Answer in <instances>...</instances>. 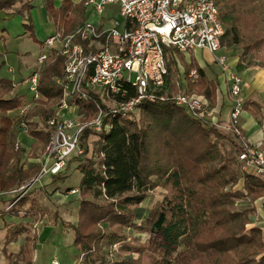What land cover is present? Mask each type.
I'll return each mask as SVG.
<instances>
[{
	"label": "trees",
	"instance_id": "trees-1",
	"mask_svg": "<svg viewBox=\"0 0 264 264\" xmlns=\"http://www.w3.org/2000/svg\"><path fill=\"white\" fill-rule=\"evenodd\" d=\"M53 1L48 0L49 12L55 20L60 19L58 27L65 25L64 32L70 34L75 20H83L84 0L78 5L63 0L59 10L55 9ZM216 2L226 27L223 46H240L243 56L260 53L264 49L261 17L264 0ZM33 9V0H0V11L3 12L26 17ZM71 14L75 16L73 22L69 19ZM25 28L34 31L28 18H25ZM166 59L168 82L173 85L176 62L169 49ZM184 64L186 74L194 70L199 74V82L192 85L194 91L200 94L207 87L213 92L218 88L217 79L209 80L194 58L190 65ZM248 67L256 66L250 63ZM63 70L64 58L51 52L40 73L39 92L48 102L55 103L50 110L37 107L31 113L24 106L39 102L34 99L26 102V98L19 95L9 97L16 86L13 87V81L0 79V191L8 192L15 186H22L24 181L39 173L37 166L29 170L21 167L26 150L13 147L14 125L29 124L31 117H40L43 123L54 117L64 94V87L57 83ZM100 100L95 97L78 105L86 109L91 119L97 113L96 103ZM250 106L255 107L254 112ZM244 108L255 118L261 114V107L253 102L245 103ZM139 111V118L107 117L108 132H85L82 137L85 153L75 157L78 161L85 160L78 165L81 183L78 189H69L80 193L77 223L64 221L58 211L53 216L55 222L60 220L64 229L73 232V244L87 258L86 263L91 264L90 257L95 255L100 264H148L145 262L148 254L151 264H171L169 254L182 249V264H264L262 229L246 230V225L253 224L250 213L234 209L236 200L244 198L245 194L253 200L264 197V178L241 170L240 138L245 132L238 129L224 133L170 102H144ZM13 113L17 115L12 116ZM30 135L43 145L51 137V133L41 129H34ZM92 136L98 137V141L89 157L88 141ZM224 141L232 146L233 157L221 153L219 143ZM239 181L242 185L238 191L228 190ZM160 187L166 192L164 200L146 211L142 204L149 192ZM33 192L6 213L20 219L45 217L47 213L39 209ZM127 229L159 235L162 243H148L140 248L129 243L120 245L130 240ZM26 232L20 224L8 232V240L13 242ZM119 248L121 252L137 250L138 259L130 256L121 261L110 260L108 255ZM24 254L31 255L27 261L34 264L32 240L19 257Z\"/></svg>",
	"mask_w": 264,
	"mask_h": 264
},
{
	"label": "built area",
	"instance_id": "built-area-1",
	"mask_svg": "<svg viewBox=\"0 0 264 264\" xmlns=\"http://www.w3.org/2000/svg\"><path fill=\"white\" fill-rule=\"evenodd\" d=\"M83 3L87 12L92 11L98 21H86L70 34L58 32L49 37L45 42L49 53L38 58L34 72L26 81L36 102H48L39 92L40 73L51 52L64 58L63 76L57 80L64 87V94L54 117L47 121L52 134L38 162L40 172L18 190L0 191V200L18 193L17 200L7 211L32 190L34 182L47 175H61L71 158L84 155L82 137L86 131L108 132L107 117L131 118L144 102H170L214 127L231 132L242 129L244 80L229 58L218 54L224 50L226 27L220 19L216 0H84ZM109 9H116V12L110 19L111 26L105 27ZM116 14L124 24L116 20ZM168 49L174 57L178 54L188 57L200 51L213 55L232 103L227 126L218 118V107L206 96L183 91L179 79L173 85L169 84ZM189 78L196 83L199 74L194 70ZM95 97L101 100L96 103V115L90 119L86 109L78 103H87ZM63 111L69 117L63 116ZM21 130L23 134L29 132L25 123H21ZM240 143L242 172L264 178V141L253 143L245 134ZM20 147L21 143L17 141L15 150ZM77 193L76 190L69 192L71 195ZM51 264L60 263L54 258Z\"/></svg>",
	"mask_w": 264,
	"mask_h": 264
},
{
	"label": "rangeland",
	"instance_id": "rangeland-1",
	"mask_svg": "<svg viewBox=\"0 0 264 264\" xmlns=\"http://www.w3.org/2000/svg\"><path fill=\"white\" fill-rule=\"evenodd\" d=\"M47 4H48V0H35L34 5L36 6V11L38 13L33 14L32 11L28 12L26 14V17L22 15L14 14L13 12L8 13V12L0 11L3 12L0 14L8 13L11 15L10 19H4L3 17H0V38L2 36L7 37L8 35L6 24H8L9 22L12 23L17 19L21 21L25 31H28L25 28V18L31 20L34 30L37 29L36 28L37 26L41 30H46L54 34L55 29L54 26L51 24V17L53 18L54 16L51 15L50 17L48 15L49 11L47 8ZM92 15L91 17H89L90 18L89 20H92L97 17L94 13ZM261 17L263 19L262 29L264 33V8H261ZM116 18L117 21L122 22V24H124V20L120 18L118 14H116ZM57 19L60 21L59 18ZM53 20L55 22L58 21L55 20L54 18ZM120 30H122V28ZM31 38H33V40H31ZM31 38L28 37V39L23 42L15 41V39H13L12 37L7 39H0V50L5 51V53L3 52V54L1 55L5 56L6 54L5 60L4 61L0 60V79H6L10 81L15 80L17 84V83H21L23 80L26 79L28 80L30 78V75L34 70L32 69L33 70L32 71L28 68L29 61L35 60L39 52L38 48H36V45L34 44V41L35 43L37 42L36 36H31ZM218 54L227 56L230 62L234 58L238 59L239 61L238 63H241L240 65L242 67H247L249 66L250 63H252L260 70L262 69L264 70V68H262L264 67V49L260 53L252 52L248 56H243V49L240 46H229L225 44L224 50L220 51ZM193 58L198 59L200 62H204L206 69L205 73L209 78V80L215 81L216 77L218 75H221V70L219 66L216 65L214 61L211 62L210 55L207 52H203V53L194 52L193 55H190L188 57L181 54H178L174 57L176 66H175V73L173 76V80L175 82L177 79H179V82L181 84V89L183 91L191 94L206 96L212 102V104L217 107L218 105L215 98L217 92L216 90H214L213 92L211 87H207L202 93L199 94L196 91H194L192 88L193 84H197L199 82L200 77L196 83H193L189 78L191 72L189 74H186L187 68L184 62L190 65ZM15 86L16 85H14L13 87ZM15 88H16V92L15 93L12 92L9 95V97H14L15 95H19V96H24V98H26V102L33 101L34 94L30 90V84L28 82L21 83L20 86ZM175 89L177 90L176 87ZM257 90L256 92L255 91L253 92V89L252 90L250 89L249 91L245 90L246 92L245 99L246 100L249 99V102L250 101L252 102L254 100L253 103L261 107L260 116L256 118L254 117V119L264 131V88L259 89L258 91ZM243 96H244V91L242 98ZM245 99H243L244 102ZM54 103L55 102L53 101L39 102L38 104L33 106L32 105L27 107L24 106V109L27 112L30 111V113L34 111V109L37 107L42 110H50L51 105L53 106ZM78 108L79 106L75 107L76 110ZM252 111L253 112L255 111L254 106H252ZM248 113L251 112L248 111ZM139 114L140 111H138L133 117L139 118ZM16 115H17L16 113L12 114V116H16ZM62 115L69 117V114L66 111H63ZM243 119H248V118L244 116ZM47 121L48 119L46 120V122ZM46 122L43 123L40 117H31V119L29 120V124L25 123L29 130L27 134L21 133L22 131L21 127H18L17 124L14 125L13 147L15 146V143L19 141L21 143V147L26 150L25 152L26 154L21 162V167H23L24 170H29L33 166L39 167V170L41 168L38 162L41 159L42 154L48 143L44 145L39 144L38 141L30 135V133L34 129L36 130L41 129L44 130L46 133L52 134V131L48 128ZM222 124L227 126L228 122H223ZM240 124H241V119H240ZM254 129L256 130V127L250 130L248 134L251 135L253 132H255ZM220 130L224 133H228L227 130H224L222 128H220ZM97 141H98V137L96 136H92L89 139L88 141V146L90 149L89 157L92 155V152L96 146ZM219 149L222 154H227L228 157L234 156L232 146L226 141L219 143ZM84 162L85 160L78 161L75 159V157H73L71 158V161L69 163L68 170L64 171L62 175L58 176L55 179L51 175L44 176L40 181L34 182V184L31 186L32 189L31 191H34L33 198L38 202L39 209L47 213L45 217L39 216L37 218H30V219H35L34 220L35 222H33L34 224H30L31 223L30 221L23 224L27 231L26 233L23 234V236L28 235L27 241L32 240V247L34 252L32 256L33 260L35 259L34 258L35 251L38 250V256H39L38 264H51L54 258L58 259L60 264H87L86 263L87 258L84 255H82L81 252L73 244L74 241L73 232L71 230L64 229L63 226L61 225L60 220L55 222L53 219L54 214L58 211L64 221L74 224L77 223V221L75 220V215L77 214L79 207L80 193L78 191L77 194L71 195L69 194L70 192L69 189L79 188L82 175L78 170V165ZM36 176L24 181L23 185L25 186L28 185L32 181V179H34ZM59 177H62V179ZM241 185L242 182L239 181L235 187L234 186L230 187L228 190L232 189V191L236 192L241 188ZM20 186L21 185L15 186L13 189L9 191L18 190ZM17 194L18 193L6 195L4 199L0 200V207L2 208L5 207L6 209H8L11 203L17 200L16 198ZM165 196H166V192L161 187L157 188L154 191L149 192L147 200L142 204V208H144L146 211H150L157 203L163 201ZM98 202L105 203L104 201L103 202L98 201ZM6 209L4 210L6 211ZM234 209L239 212L250 213V219H252L253 224L246 225V230H250L253 227H260L264 233V197H261L257 200H253V198L250 195L245 194L244 198L236 200ZM5 220H8V218H6ZM4 229H5L4 220L0 219V246H1L0 264H28L27 260L30 258L31 255L24 254L22 257H19V255L13 254L11 252V248H10L11 246H9L8 243L4 242L5 240V235L3 232ZM126 231L128 235H130V240L120 245L129 243L132 247L140 248L145 245H148V243L157 244V245H160L162 243L159 235L143 233L137 229H127ZM136 251L137 250H133V252H121L119 248V251H111L108 257L110 260H115V261L117 260L121 261L123 259L129 258L130 256H133L135 259H138L139 256L137 255ZM147 255L145 256V262L151 264L152 260ZM90 258H91L90 260L91 264H100V261H98L95 255H92ZM183 258L184 256L182 255V249H175L168 256V259L171 262V264H182Z\"/></svg>",
	"mask_w": 264,
	"mask_h": 264
},
{
	"label": "crops",
	"instance_id": "crops-1",
	"mask_svg": "<svg viewBox=\"0 0 264 264\" xmlns=\"http://www.w3.org/2000/svg\"><path fill=\"white\" fill-rule=\"evenodd\" d=\"M70 1L74 5H78L83 0H70ZM53 2H54V7L57 10H59L62 7V5H63V0H54ZM34 4H35V0H33V5ZM84 10L85 11H84V14H83V20H77V19L75 20L72 32H74L77 28H79L81 25H83L86 21H93V22H97L98 21V17H96V18H94L92 20H89L90 19L89 17H91V15L93 13L92 12H90V13L87 12L85 7H84ZM114 12H116V9H109L108 12L106 13V18H105V21H104V26L105 27H110L111 26L110 19H111V17H113ZM0 13H3V12H0ZM8 13H11V12H8ZM8 13L0 14V15H3V16H0V17H3L4 19H10L11 15L8 14ZM32 13L33 14H37L38 13L36 11V6L35 5H34V9L32 10ZM48 15L51 17V13L50 12H48ZM78 16H80V15H78ZM74 17H75L74 14L70 15V18H69V19H71L70 22L74 21ZM51 24L54 26V29H55L54 34L52 32L51 33L48 32L46 30H41L37 26H36L37 29L34 30L33 33H32L31 31H25V29L22 26L21 21L17 19V20H15L12 23L9 22L8 24H6V29L8 31L7 32L8 35H7V37L2 36L0 39H7V38L12 37L13 39H15V41L23 42V41H26L28 39V37L31 38V36H36V38H37L36 41L37 42L35 43V41H34V44L36 45V48H38L39 52H38L35 60L29 61V66H28V68L30 70H32V69L34 70L38 58L41 55H43V54L49 53V50L45 47L46 40L49 37L57 34L58 32H64V30H65V25L64 26L62 25L63 28H59L58 27V22H55L52 17H51ZM31 40H33V38H31ZM3 52L5 53V51H1L0 50V60L4 61L6 54H5V56L1 55V54H3ZM204 52H207L210 55L211 62L214 61L213 55L210 52H208V51H204ZM198 53H203V52L200 51ZM194 59L199 64V66L205 71L206 69H205L204 62H200L196 58H194ZM238 62H239L238 59L234 58L231 61V64H232L233 67H235L239 71L241 77L244 80V88H243L244 96H243V99H245L246 98L245 90L249 91L250 89L251 90L253 89V92L254 91L256 92L257 89L259 90V89L264 88V70L263 69L260 70L257 67H248V66L247 67H242L240 65L241 63H238ZM10 72H12V71H10ZM31 75H30V77H31ZM216 79L218 80V83H219V86L216 89L217 92H216V95H215L216 102H217V105H218L217 107H219L218 110L220 112V115H219L218 118L220 119V121L222 123L223 122H228L229 116H230V112H231V109H232V103L229 100V95L227 94L228 91H225L227 89H226V86H225L224 77L221 76V75H218L216 77ZM26 81H27V79L23 80L21 83H26ZM13 82H14V85H16V87L21 85V83H17L16 84L15 80H13ZM13 92L14 93L16 92V88H15V90ZM248 102H249V99H247V100L245 99V103H248ZM250 109H252V106H250ZM248 111L245 110V112L242 115V118H241L242 129L245 132L246 136L253 143H257V144L261 143V142L264 141V131L257 124V122L255 121L254 116L252 115V113H248ZM244 116H246L248 119H243ZM255 127H256V130L254 129L255 132H253L251 135L248 134L249 131L252 130L253 128H255ZM4 209H6V208L5 207L4 208L0 207V219H3L4 223H5V229L3 230L4 235H5L4 242L8 243L9 246H11L10 248H11V252L13 254L19 255L22 252L23 248H25L26 244L28 243V241H27L28 240V235H24L23 236V234H22L21 236H19V238H17L13 242H10V241H8V232L10 230L15 229L18 225L27 223L29 221L31 222L30 224H34L33 222H35L34 221L35 219H24V218L20 219V218H17V217H13V216L8 215ZM22 215H23V213H22ZM6 218H8V220H5ZM75 220H77V216L76 215H75ZM0 248H1V246H0ZM34 258H35L33 260L34 264H38V262H39L38 250L35 251Z\"/></svg>",
	"mask_w": 264,
	"mask_h": 264
}]
</instances>
